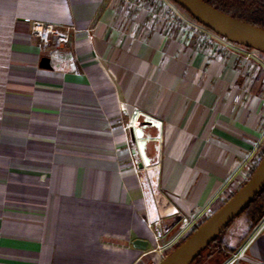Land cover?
<instances>
[{
    "label": "crops",
    "instance_id": "1",
    "mask_svg": "<svg viewBox=\"0 0 264 264\" xmlns=\"http://www.w3.org/2000/svg\"><path fill=\"white\" fill-rule=\"evenodd\" d=\"M163 3L0 0V264H161L249 182L264 60ZM34 23L75 28L84 76L41 68ZM224 264H264V222Z\"/></svg>",
    "mask_w": 264,
    "mask_h": 264
},
{
    "label": "water",
    "instance_id": "2",
    "mask_svg": "<svg viewBox=\"0 0 264 264\" xmlns=\"http://www.w3.org/2000/svg\"><path fill=\"white\" fill-rule=\"evenodd\" d=\"M199 25L229 43L264 54V31L213 9L202 0H173ZM41 68L50 70L47 59ZM264 188V158L250 181L223 209L206 221L161 264H194L225 230L243 213Z\"/></svg>",
    "mask_w": 264,
    "mask_h": 264
},
{
    "label": "trees",
    "instance_id": "3",
    "mask_svg": "<svg viewBox=\"0 0 264 264\" xmlns=\"http://www.w3.org/2000/svg\"><path fill=\"white\" fill-rule=\"evenodd\" d=\"M183 17L195 25H199L189 14L173 0H168ZM213 9L264 31V0H202ZM247 49V48H246ZM250 50V49H249ZM264 60V54L259 53ZM264 151L261 153V161ZM254 173L251 175L253 177ZM250 178V179H251ZM250 181V180H249ZM238 192L230 195L226 201L214 204L213 215L218 213L233 199ZM207 221V220H206ZM206 221L204 223H206ZM264 222V188L243 213L214 241L210 247L194 262V264H224L230 261L249 241L252 235ZM203 223V224H204ZM202 224V225H203ZM200 225L198 229L202 226ZM197 229V230H198ZM187 240L166 252V258L180 248Z\"/></svg>",
    "mask_w": 264,
    "mask_h": 264
},
{
    "label": "built area",
    "instance_id": "4",
    "mask_svg": "<svg viewBox=\"0 0 264 264\" xmlns=\"http://www.w3.org/2000/svg\"><path fill=\"white\" fill-rule=\"evenodd\" d=\"M162 2H164V5L169 9L167 1L162 0ZM172 15L175 16V19H170L171 17H168V14H166V16L159 15L157 18L167 21V30L173 31L180 28L187 40L196 38L199 47L211 48L228 43V41L201 25H195L186 20L179 11H174ZM32 33L37 39L41 51L45 54V59L48 60L51 71L72 74L77 77L84 76L85 69L74 48L75 28H63L34 23L32 26ZM260 163L261 160L258 163L250 165L248 170L249 173H255ZM211 217L212 215L209 216L208 219Z\"/></svg>",
    "mask_w": 264,
    "mask_h": 264
},
{
    "label": "rangeland",
    "instance_id": "5",
    "mask_svg": "<svg viewBox=\"0 0 264 264\" xmlns=\"http://www.w3.org/2000/svg\"><path fill=\"white\" fill-rule=\"evenodd\" d=\"M167 1V3H168V5H169V9H168V17L170 16L171 18L170 19H175V16L174 15H172V13L174 12V11H176L177 9L175 8V7H173L172 6V4L168 1V0H166ZM161 3H163L162 2V0H158V4H161ZM157 4V5H158ZM164 4V3H163ZM178 11V10H177ZM180 13V12H179Z\"/></svg>",
    "mask_w": 264,
    "mask_h": 264
}]
</instances>
